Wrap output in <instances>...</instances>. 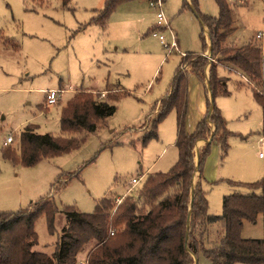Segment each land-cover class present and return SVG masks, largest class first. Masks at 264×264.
<instances>
[{"label":"rangeland","instance_id":"374dc122","mask_svg":"<svg viewBox=\"0 0 264 264\" xmlns=\"http://www.w3.org/2000/svg\"><path fill=\"white\" fill-rule=\"evenodd\" d=\"M226 1L236 26L227 43L240 46L251 42L264 54V0ZM103 5L104 0H0V211L24 209L41 197H49L58 209L53 231L48 230L43 215L34 226L35 249L47 254L53 251L65 224L64 207L91 212L102 197H109L115 205L126 194L136 198L147 174L166 172L174 165L178 156L174 111L158 124L156 138L145 145L141 138L154 118V104L166 93L183 53L202 50L200 23L191 9L183 7V0H162L160 9L168 27L154 29L159 8L145 0L119 4L106 28L91 23L85 26ZM198 7L203 13L218 15L214 0H198ZM259 31L263 36L255 38ZM153 33L162 34L166 43L174 40L176 47L168 50ZM207 33L203 35L204 50L208 47ZM236 82L246 87L237 88ZM187 83L190 120L202 92L198 88L201 81L194 74H187ZM60 85L64 90L58 88ZM250 85L243 76L240 79L230 72L228 96L214 98L216 105L224 103L222 113L229 134L225 150L217 139L211 141L203 165L202 187L212 214H221L225 195L262 193L260 188L246 185L264 178V152L259 140L262 109L253 100ZM87 87L107 89L103 98L98 95L101 91L90 92L98 100L118 97L108 99L115 111L101 120L98 129L87 134L78 148L31 166L4 156L5 137L12 135L14 153L25 126L39 134H60L61 108L74 94L73 89ZM49 88L63 90L58 103L46 104ZM205 91L203 87V94ZM73 173L76 175L71 177ZM141 175V181L131 187V178ZM223 225L219 220L210 226L205 246L218 242ZM240 236L264 239V212L255 222L244 220ZM93 245H84L74 264L85 262ZM193 258L196 264H211L201 250Z\"/></svg>","mask_w":264,"mask_h":264},{"label":"trees","instance_id":"16d2710c","mask_svg":"<svg viewBox=\"0 0 264 264\" xmlns=\"http://www.w3.org/2000/svg\"><path fill=\"white\" fill-rule=\"evenodd\" d=\"M68 1L63 0V3ZM128 1L132 0H104L103 7L95 10L85 26L91 23L106 28L117 6ZM214 1L218 7L217 16L201 12L198 0H183V7L191 9L200 23L203 48V32L208 31L210 58L195 52L183 54L167 93L154 104V118L141 138L142 145L156 138L158 124L174 111L178 152L174 165L166 172L147 174L136 198L126 194L115 205L109 197H102L91 212L64 207L65 224L51 254L35 249L37 234L34 227L38 217L43 215L48 230L53 231V219L58 209L49 197H41L24 209L0 211V264H74L77 254L89 242H94V245L86 254L87 264H196L193 257L199 250L211 264H264V239L240 236L243 221L255 222L257 216L264 212V178L246 184L252 189L260 188L262 193L259 195L223 196L221 214L208 212V201L202 187L203 165L209 144L217 139L224 150L228 146L226 121L214 103L216 96L229 94L227 79L217 74L218 64L234 68L251 82L253 98L262 109L260 135L264 137V54L258 45L251 42L240 46L227 43L235 30V19L226 0ZM186 65H190L191 72L201 80L205 67L209 65L207 112L191 133L185 130ZM117 97L109 96L108 99ZM108 99L98 100L90 92H74L61 108L60 134H39L31 126H25L16 141L18 155L15 156L17 151L13 153L11 150L12 141L3 144L4 156L31 166L43 158L75 150L87 134L98 129L101 120L115 111V105ZM211 125L214 127L212 132ZM207 136L210 140L200 150L195 164V141ZM195 171L198 174L193 186ZM75 175L70 174L71 177ZM219 220L224 224L223 236L215 241L217 243L211 241L210 246H205L210 226ZM112 229L114 231L110 235Z\"/></svg>","mask_w":264,"mask_h":264},{"label":"crops","instance_id":"0c3cea01","mask_svg":"<svg viewBox=\"0 0 264 264\" xmlns=\"http://www.w3.org/2000/svg\"><path fill=\"white\" fill-rule=\"evenodd\" d=\"M145 1H147V0H145ZM188 2H189V0H187ZM148 2V1H147ZM130 3V2H129ZM205 14H207V13H205ZM99 26V25H98ZM100 27V26H99ZM159 28V25H156V27L154 28V29H158ZM153 29V30H154ZM206 31L207 30H204V32H203V35L205 36L206 35ZM258 34H260V36L259 37H257V35ZM263 36V32H261V31H259V32H257L256 34H255V38H261ZM171 41V40H170ZM169 41V42H170ZM231 42H233V41H231ZM202 43V42H201ZM206 43H207V49L206 50H204V48L202 47V50L200 51V52H196V51H186V52H195V53H200L201 55H203V56H206L207 57V54L209 55V52H210V40H209V37H208V33H207V39H206ZM247 43V42H246ZM245 44V43H244ZM243 45V44H242ZM186 52H184V53H186ZM183 53V54H184ZM183 56V55H182ZM180 64V63H179ZM178 64V65H179ZM177 65V66H178ZM184 69H185V71H186V73L187 74H189V75H193L194 73H192L191 72V69H190V65H186L185 67H184ZM216 71H217V74L219 75V76H222V77H225L226 79H227V82L229 81V79H230V72H234V73H236L237 75H240V79H242V75L238 72V71H236L234 68H232V67H229L228 65H225V64H218L217 65V68H216ZM195 75V74H194ZM208 75H209V65H207L206 67H205V71H204V78L201 80L200 78V81H201V83H200V86H198V88H199V90L202 92V94L200 93L199 94V98H197V109H196V112H195V115L193 116V118H191L190 120H189V118H188V115H189V112H190V100H191V94H190V87L188 86V83H187V114H186V119H185V130H186V132L187 133H191V132H193V130L195 129V126H196V124L198 123V121L199 120H201L203 117H205V115H206V112H207V99H209V97H210V94H209V92H207V89H206V85H207V78H208ZM196 76V75H195ZM246 79V78H245ZM172 80V79H171ZM193 80V82H195L194 81V79H192ZM227 84V83H226ZM244 83H235V87H237V88H240V87H242V86H237V85H243ZM170 85V84H169ZM169 85H168V87H169ZM205 87V92H206V94H203V87ZM226 87H227V85H226ZM243 87H246V85L244 84V86ZM58 88H62L63 90H64V86H62V85H60V86H58ZM58 88H56V89H58ZM49 89H55V88H49ZM61 89V90H62ZM168 90V89H167ZM228 90V89H227ZM73 91L74 92H76V91H82V92H92V93H96V92H99V91H107V89L106 88H104V89H95L94 87H87V88H81V89H77V90H74L73 89ZM229 91V90H228ZM63 92V91H62ZM230 92V91H229ZM166 93H167V91H166ZM165 93V94H166ZM252 93V92H251ZM164 94V95H165ZM164 95H162L160 98H158L157 99V101H159ZM219 96H228V95H219ZM217 97V96H216ZM252 98H253V94H252ZM58 100H60V97H59V99ZM253 100H254V98H253ZM156 101V102H157ZM255 101V100H254ZM256 102V101H255ZM224 103L223 102H217V107H218V109L220 110V112H221V114H222V116H223V113H222V109H223V105ZM257 104V103H256ZM223 105V106H222ZM258 105V104H257ZM259 106V105H258ZM260 107V106H259ZM260 109H261V107H260ZM262 113V112H261ZM175 117H176V115H175ZM226 124H227V122H226ZM261 126H262V120H261ZM213 129H214V127L211 125V131H213ZM176 130H177V127H176ZM9 135V134H8ZM210 139H206V140H204V139H197L196 141H195V144H194V148H193V151H194V163L195 164H197V161H198V154H199V152H200V150L202 149V147L205 145V143L206 142H208ZM259 140L261 141V148L263 149V152H264V137H262V136H260V138H259ZM4 142V141H3ZM177 155H178V152H177ZM259 156H261V154H259ZM263 157H264V155H263ZM197 172V171H196ZM194 173V176H193V178H192V184L193 183H196V181H197V174H198V172L197 173ZM139 177H142V175L141 176H139ZM133 178V177H132ZM141 181V180H140Z\"/></svg>","mask_w":264,"mask_h":264},{"label":"built area","instance_id":"2783aa9c","mask_svg":"<svg viewBox=\"0 0 264 264\" xmlns=\"http://www.w3.org/2000/svg\"><path fill=\"white\" fill-rule=\"evenodd\" d=\"M149 4L150 6L156 8L158 7L159 8V11L156 12V18H157V25L159 26H166L168 27V24L164 18V15L161 11V5H162V0H152V1H149ZM154 35H157L158 37V40L160 41V43L165 47L167 48L168 50H170V48H175L176 47V43L175 41L173 40L171 43H166L165 41V38L162 34H156V33H153ZM260 34L257 35V37H259ZM172 38H175L174 35L172 34ZM63 90L61 89H48L46 91V104L47 105H52V104H56V102L58 101L59 97H60V93H62ZM105 91H101L98 93L99 95V98H103L105 97ZM13 141L12 139V135H7L4 139V144H7V143H11ZM142 179V177H133L131 178L130 180V186L131 187H134L135 185H137L140 180ZM112 233V232H111ZM80 264H87V262H81Z\"/></svg>","mask_w":264,"mask_h":264}]
</instances>
